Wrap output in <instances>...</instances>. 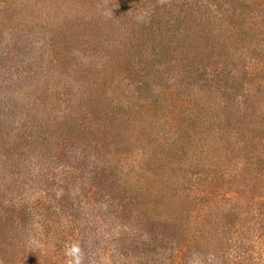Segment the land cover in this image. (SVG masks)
I'll return each instance as SVG.
<instances>
[{
	"label": "trees",
	"instance_id": "obj_1",
	"mask_svg": "<svg viewBox=\"0 0 264 264\" xmlns=\"http://www.w3.org/2000/svg\"><path fill=\"white\" fill-rule=\"evenodd\" d=\"M12 1L14 2V0H10L9 4H13ZM20 1L24 7L23 10L25 8L28 10L26 3L30 0ZM40 1L36 0V3ZM143 1L144 3L140 0L138 7L139 9L147 8L143 18L137 19L131 15L129 21L123 24L125 26L123 34L126 33L125 35L129 36L131 32L133 33L132 30H135V34L140 33L145 39L144 42L135 43L129 49L128 70L138 74L140 71L142 75L147 76L150 72L143 69L146 62L142 67L139 66L145 55L164 59L166 65L163 66L167 68V60L174 58L177 61L178 58L174 55L181 53V55H187V63L183 64L182 70H186L189 76L187 75L188 81L179 79L174 84V89L170 91L172 106L171 104L169 106L172 111H179L178 105H181L183 108L180 112H183L186 117L184 119L182 116V119L178 120L180 127L177 128L175 136L169 138L163 131L160 133L144 131V133L137 134V140L143 141L146 147L147 144H150L153 146V150H149V157L143 161V167L140 168L143 173H138L139 178L130 179V182L126 179L121 186L122 195L127 202V204L125 203L126 207L132 211L134 209L135 213L133 218L130 216L133 213L131 212L124 220L136 222L135 225L148 231L145 236L141 231L139 233V230L135 229V225L132 226L131 223V228L135 231L132 232L131 244L132 247H135L134 250L138 251L134 255L144 262L146 261V264H184L180 261L181 253L190 252L193 249L205 251L206 254L210 252L208 264H212L213 259L215 264H224L222 260L227 258L224 252L227 241L224 240L222 231L225 224L220 221L226 217L224 203L221 200L225 195H220L224 173L229 175L234 172L230 178V186L234 182L235 190L238 191L233 194L240 197L238 202L229 208L228 215L234 210L237 212V216L241 212L245 213V216L250 212L252 219L255 215H264V197L262 192L260 193L256 189L260 178L250 167L252 163H248L244 156L245 148L255 147L254 143L251 145L252 142L249 138H253V136L258 139L264 138V0H208L207 7L201 0H198L194 7H191L187 0ZM47 2L48 4H44L43 9L53 11L55 8L58 9L54 20L46 24L49 27L58 30L61 27H69L73 30L78 25L77 20L79 23L83 22L81 25L93 23V20L87 21L86 17L90 14H86L80 9L79 5L83 6V4L79 0L75 2L72 0H47ZM14 6L16 7L15 4ZM175 6L178 12L190 13L192 22H189L191 19L183 22V32L179 33V40L176 38V42L174 41V46H172L170 40L176 37L177 31H174L176 29L170 30L169 19H164L158 12H166L167 15H170V13L172 14L170 10ZM123 8H125V0H120L113 5L111 12L125 13L122 11ZM211 12L215 14L210 16ZM46 14L48 15V12ZM0 17H4V15H0ZM256 19L260 20L259 24H255ZM244 20L246 29L238 30L236 25ZM0 26H7V28L22 32L27 31L24 25L18 26L11 20L5 22L3 18L0 20ZM47 26L39 27V32L40 30L43 34L47 32ZM209 29L211 30L209 31ZM205 30H208L206 38H209V46H216V44L220 46L221 52L215 55L218 57L217 61L221 67L215 73L210 70L206 73L205 70L199 74L202 75L199 77L187 67L190 66L191 59L195 56V47L190 49L191 43L199 42ZM187 36L188 40H186ZM147 37L149 41L145 43ZM42 39H45V36L40 38V40ZM181 41L183 42L179 44ZM46 42V39L42 40L39 48L41 54L47 55L45 63L40 68L53 67V54L60 53L57 47L52 49ZM6 54L11 55V51L6 50ZM210 58L211 53L206 57V61L211 62ZM109 62V58L103 57L100 67L111 68L108 66ZM81 63L91 65L92 62ZM205 64L207 65V63ZM240 65V73L238 76H232L234 77L232 81L240 80V88H243L244 91L238 103L249 111L238 116L239 120H244L247 124L246 128L249 133L247 140L240 137L244 148L237 139L238 134L241 133L240 129L232 127L235 116L234 109L231 108L225 112L214 105L215 101L209 103L208 100L214 97L215 92L210 88V84H207L212 80L221 86L225 85V87L229 84V88H231V82H227L229 75ZM205 67L207 68V66ZM227 67L230 70L224 72L223 69ZM159 68L154 72H160ZM28 69L25 68V72H28ZM50 70L52 71V69ZM32 74L34 76L37 74L40 78L39 71H33ZM198 81H201V85L197 83ZM105 83V79L98 78L96 82L87 83L77 88L79 90L77 95L75 89L71 95L68 94L70 92L68 90L65 93L66 100H64L61 111L58 108L53 114L45 112L35 114L30 122V127L23 130L16 127L15 137L8 135V138L4 140L6 142H1L5 145L3 152L7 153L6 147H9L6 158L10 157L12 149L21 152L16 156L17 160H20V163L22 160L29 161V164L32 165V172L25 174L26 178L32 179L39 186L45 185L46 181H50L55 176L53 173L57 172V167L62 169L65 176L74 177L70 178L68 183H74L72 181H75L76 169H79V176L83 180L82 168L84 166L91 167L94 162L95 166L91 172L88 186H93L96 189L102 181H106L105 185L109 186L111 182L105 180L104 172H98L99 167L92 155L90 141H88L89 135L93 133L95 126H98L99 118L96 110L107 97ZM28 85L30 88L32 87V84ZM35 86L40 87L36 84ZM35 90V88L31 89V94H34ZM19 93L24 94L25 92L19 91ZM165 95L161 91L155 97L164 103ZM80 98L89 103L94 102V107L87 108L86 111L85 108L84 111H79L78 99ZM134 108L133 104L129 105L119 101L114 118L122 119L127 123L131 122L134 126L136 120L131 117V114L135 113ZM151 109L157 110L158 107L154 105L151 106ZM9 114H11L9 106L5 103L0 108V127L4 126ZM104 118L107 116L104 115ZM112 118H108V123L112 122ZM185 121H187L186 124H181ZM20 130L22 133H19ZM0 134H3L1 128ZM251 134L253 136H250ZM114 137L117 139L118 135L114 134ZM210 158L209 161L223 162L226 167H230L231 172L221 169L217 174H212L206 165ZM249 160L250 158H248ZM103 165L107 173L113 175L111 170L116 169L115 163L111 166L110 163L103 162ZM123 165L120 166V169ZM52 181L54 180L52 179ZM20 190L24 189L16 188V196L25 200L20 194ZM89 192L88 197H91L93 192L90 188ZM244 192L250 193V195L245 196ZM52 193L53 198L49 199L47 203L40 201L29 208L17 207V215L25 216L28 213V216L31 215L35 219L42 217L40 228L45 229L49 239H55L54 243L57 247H61L64 242L74 243L80 248L84 247L93 236L92 233L95 229H91L89 226L94 224L89 221L80 223L74 212H65L64 209L72 206L66 200L68 193L65 194V188L58 196L55 195L57 193L55 190ZM58 215H64V217L59 218ZM210 216H213L214 219L212 220ZM245 216L241 220H244ZM0 220H3L2 216H0ZM57 221L67 224L65 233L60 237L57 234L59 226L55 227ZM211 228L215 235L212 247L207 239ZM262 239L260 234L255 237V240L259 242ZM234 257L236 258V256ZM235 264H249V260L244 254H240L236 258Z\"/></svg>",
	"mask_w": 264,
	"mask_h": 264
},
{
	"label": "rangeland",
	"instance_id": "obj_2",
	"mask_svg": "<svg viewBox=\"0 0 264 264\" xmlns=\"http://www.w3.org/2000/svg\"><path fill=\"white\" fill-rule=\"evenodd\" d=\"M9 1L0 0V15H4V17H0V20L2 18L5 22L11 20L17 23L18 26L22 24L27 31L22 32L7 28V26H0L2 28L0 29V108L7 103L11 113L4 126L0 127L3 133L0 134V138L3 137L0 141V216L3 218V220H0V264H73V258L67 254L66 250L74 243L64 242L62 245L60 244L61 247H57L54 243L55 239H49L45 229L40 228V222L43 221L42 217L39 216L40 218L35 219L31 215L28 216V213L25 216L17 215V207L29 208L36 202L40 203V201L47 203L49 199L53 198L52 192L54 190L57 192L55 195L58 196L64 188L65 194L68 193L66 200L72 205L70 208L64 209L65 212H74L80 223L89 221L94 224L89 226L91 229H95L92 233L93 236L84 247H79L80 264H146V261L144 262V260L134 255L138 251H135V247H132L131 244L132 232H135L131 227L136 222L125 221L124 218L127 219L131 212L133 213L130 216L133 218L135 213L134 209L132 211L126 207L127 202H125L126 198L122 195L121 186L126 179L130 182V179L139 178L138 173H143L140 170L143 167V161L149 157V150H153V146L150 144L146 143V147L143 141H138L137 134L144 133V131L150 133L163 131L167 137L172 138L175 136L177 128L180 127L178 120H181L182 116L184 119L186 118L183 112H180L183 106L178 105L179 111H172L170 91L174 89V84L179 79L188 81L187 71L182 70L183 64L187 63V55L175 54L174 56L178 60L168 59L167 68L163 66L166 65L164 59L145 55L139 66L142 67L146 62L143 69L150 72L147 76L142 75L140 71L138 74L128 70L129 49L135 43L144 42L145 39L140 33L135 34V30H132L133 33L131 32L129 36L125 35L126 33L123 34L125 31L123 24L129 21L131 15L137 19L143 18L147 8H138L140 0H125V8L122 9L125 12L122 13L123 15L118 12H111L113 5L120 0H90V4L89 0H79L83 4V6L78 4L80 9L86 14H90L86 17L88 18L87 21L93 20V23L81 25L83 22L80 21L79 23L77 20L78 25L73 30L69 27H61L58 30L46 25L54 20L58 10L57 8L54 11L43 9L48 4L47 0L45 2L41 0L39 3H36V0L28 1L26 3L28 10L26 8L23 10L24 7L20 0L12 1V5L9 4ZM72 1L75 2L76 0ZM141 1L144 3L143 0ZM187 1L191 7H194L198 0ZM201 1L207 7L206 2L208 0ZM131 3L133 4L131 5ZM223 7H225L224 4ZM170 11L172 12V14L169 12L170 15H167L166 12H158V14L162 15L164 19H169L170 30L176 29L174 30L177 31L176 37L170 40V43L174 46L173 43L176 42V38L178 40L180 38L179 33L183 32V22L188 19H191L189 22H192V17H190V13L178 12L176 6ZM214 14V12H211L210 16ZM94 20L97 22L95 23ZM259 22V19L255 20V24H259ZM46 26L47 32H44V34L41 30L39 32V27ZM236 26L238 30H245V20ZM43 35L47 41L46 43L52 49L57 47L61 53L53 54V67L44 66L46 69L40 68L45 63V56H47L41 54L39 50L42 40L45 41V39L40 40L44 37ZM207 35L208 30L203 31L200 41L191 43L190 47V49L195 47V56L192 57L190 66L187 68L199 77L202 76L199 74H202L205 70L206 73H208V70L215 73L221 67L219 61H217L218 57L215 55L221 52L220 46L218 44L209 46ZM186 40H188V36ZM148 41L149 38L147 37L145 43H148ZM6 50L11 51V55H7ZM209 53H211V62L206 61ZM102 56L110 59L108 66H111V68L104 69L100 67ZM81 62L92 63H90L91 65H85ZM25 68L28 69V72H25ZM158 68L160 72H154ZM237 68L232 71L227 81L228 83L231 82V88H229V84L225 87V85L221 86L212 80L207 83L215 92L214 97L210 98L208 102L215 101L214 105L225 112L231 108L234 109L235 116L232 127L240 129L241 133L238 134L236 131L238 134L237 139L244 148L241 140H247L249 133L246 128L247 124L244 120H239L238 116L249 111L238 103L244 90L240 88V80L232 81L234 79L232 76L239 75L241 65ZM229 70L228 67L223 69L224 72ZM33 71H39L40 78L37 74L34 76ZM212 73L210 74L212 75ZM96 77L101 80L105 79L104 88L107 97L100 104L99 109L96 110L99 118V121H97L98 126H95L93 133L89 135L88 141H90L92 155L99 167V170L95 169L98 172H104L103 177L107 181L110 180V185L106 186V181H102L96 189L93 186H88L91 172L95 166L93 162L91 167L84 166L82 168L83 180L79 176V169H76L75 181L70 184L68 183L69 179L74 177L65 176L62 169L57 167V172L53 173L55 176L50 181H46L45 185L39 186L32 179L26 178L25 174H31L32 172L30 162L22 160L20 163L16 156L20 155L21 152H16L13 149L12 154H9L10 157L6 158L9 147H6L7 153L3 152L5 145L1 142L6 140L8 135L15 137L16 127H20L22 130L30 127V122L35 114H41L42 112L53 114L58 108L61 111L64 100H66L65 93L68 90L70 91L68 94L71 95V92L75 89L77 95L79 91L77 88L87 83L96 82ZM200 82L197 83L201 85ZM28 84H32V87L30 88ZM35 84L40 87H36ZM33 88L36 90L34 94H31L30 90ZM19 91L25 93L21 94ZM161 91L166 94L164 103L155 97ZM119 101L129 105L133 104L135 107V113L131 114V117L136 120L134 126L131 122L127 123L122 119L114 118ZM78 104V109L81 112L84 111V108L86 111L87 108L94 107V102L89 103L82 98L78 99ZM154 105L158 107L157 110L151 109V106ZM104 115L107 118H104ZM83 118H86L84 113ZM108 118H112L111 123H108ZM186 123L187 121L181 124ZM22 130L19 133H22ZM114 134L118 135L117 139H115ZM249 140L252 142L251 145L254 143L255 147L245 148L244 156L248 163H252L250 167L260 178L256 189L260 193L262 192L264 197V138L258 139L253 136ZM248 158H250L249 161ZM209 160L211 158L207 161ZM103 162L105 164L110 163L111 166L115 163L116 169L111 170L113 175L107 173ZM122 164L124 165L120 169ZM206 165L208 169L210 168L209 171H212V174H217L221 169L231 172L230 167H226V164L219 160L209 161ZM233 173L229 175L224 173L221 182L220 195H225L221 200L224 203L223 208L226 210V217L220 221L225 224L222 231L224 232V240L227 241L226 247H224L227 261L225 259L222 261L224 264H235L236 258L240 254H244L249 260V264H263L264 215H255L252 219L250 212L246 215L247 217L243 212L237 216L235 210L228 215L229 208L240 199L239 196L233 194L238 191L235 190L234 182L230 186V178ZM86 177L88 178L86 179ZM113 181L114 183H112ZM107 187L109 188L107 189ZM16 188L24 189L20 190V194L25 200H21L16 196ZM89 188L93 192L90 195L91 197H88ZM240 195L243 197L242 194ZM244 195L249 196L250 193L244 192ZM122 198L123 201H121ZM123 203L126 204L122 205ZM244 216L245 219L241 220ZM57 217L63 218L64 215H58ZM210 218L214 219L213 216H210ZM58 226L57 234L60 237L65 233L67 224L57 221L55 227ZM134 228L139 230V233L141 231L145 236L148 233L138 225H135ZM210 230L207 239L212 247L215 235L213 229ZM258 234H260V238H263L261 242L255 240ZM210 255V252L206 254L205 251L192 249L190 252L181 253L180 261L184 264H208ZM147 258L150 257L147 256ZM214 262L213 259L211 263L215 264Z\"/></svg>",
	"mask_w": 264,
	"mask_h": 264
},
{
	"label": "clouds",
	"instance_id": "obj_3",
	"mask_svg": "<svg viewBox=\"0 0 264 264\" xmlns=\"http://www.w3.org/2000/svg\"><path fill=\"white\" fill-rule=\"evenodd\" d=\"M66 251L67 254L73 258V264H80V260H79L80 249L78 245L73 244Z\"/></svg>",
	"mask_w": 264,
	"mask_h": 264
}]
</instances>
